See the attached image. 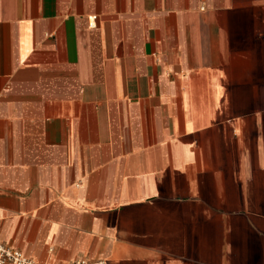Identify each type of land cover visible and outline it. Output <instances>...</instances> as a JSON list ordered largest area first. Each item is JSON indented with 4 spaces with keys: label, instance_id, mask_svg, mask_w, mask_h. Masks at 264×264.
Listing matches in <instances>:
<instances>
[{
    "label": "crops",
    "instance_id": "obj_1",
    "mask_svg": "<svg viewBox=\"0 0 264 264\" xmlns=\"http://www.w3.org/2000/svg\"><path fill=\"white\" fill-rule=\"evenodd\" d=\"M0 245L264 264V0H0Z\"/></svg>",
    "mask_w": 264,
    "mask_h": 264
},
{
    "label": "built area",
    "instance_id": "obj_2",
    "mask_svg": "<svg viewBox=\"0 0 264 264\" xmlns=\"http://www.w3.org/2000/svg\"><path fill=\"white\" fill-rule=\"evenodd\" d=\"M0 264H36L24 257L20 252L0 245ZM70 264H105L104 261L89 262L77 260Z\"/></svg>",
    "mask_w": 264,
    "mask_h": 264
}]
</instances>
